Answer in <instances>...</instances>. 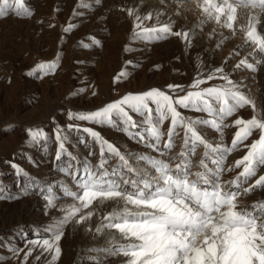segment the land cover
Returning <instances> with one entry per match:
<instances>
[{
    "label": "rangeland",
    "instance_id": "1",
    "mask_svg": "<svg viewBox=\"0 0 264 264\" xmlns=\"http://www.w3.org/2000/svg\"><path fill=\"white\" fill-rule=\"evenodd\" d=\"M25 5L31 9L30 16L0 17V196H4L0 199V264H49L52 254L31 242L48 238L46 229L62 215L61 206L72 202L63 192L76 180L62 169L75 173L85 161L97 165L100 160L99 144L81 130L83 127L98 131L122 151L152 152L119 127L72 121L69 112L95 110L127 92L166 88L170 83L187 88L198 72L206 74L223 65L264 115V63L257 64L255 72L233 70L244 57L252 63L264 60L254 46L245 43L239 31L252 11L264 22V13L259 10L238 9L237 31L232 34L214 21L200 24L201 13L193 0H25ZM128 8L142 16L152 12L153 20L147 21V26L156 22L158 14L161 23L171 20L177 29L192 30L191 43L175 36L152 41L133 39L134 18L127 14ZM68 25L74 27L66 32ZM58 54L55 70L47 75L33 72L38 63L52 61ZM121 70L128 75L115 82ZM252 114L250 108L237 113L245 118ZM186 115L202 114L189 111ZM234 118L226 123L231 124ZM72 123L78 128L67 127ZM58 126L67 137L59 160V142L55 139ZM30 127L43 128L47 138L33 141L27 133ZM234 132V127L224 130L225 142L230 143ZM205 135L219 141L215 131L206 130ZM176 144L175 151H179V138ZM244 151L241 147L231 153L226 167ZM202 152L198 149L194 160L198 161ZM238 171L225 172L223 179L231 180ZM258 175H264V169L258 170ZM49 188L58 195L55 208L45 200ZM241 202L264 203V188H255L242 196ZM113 207L111 201L95 202L89 209L96 213L90 221L68 224L60 241L62 254L54 264H123V257L102 251L111 237L94 232L102 216ZM89 226L93 231L87 230ZM29 248L33 251L25 260Z\"/></svg>",
    "mask_w": 264,
    "mask_h": 264
},
{
    "label": "snow or ice",
    "instance_id": "2",
    "mask_svg": "<svg viewBox=\"0 0 264 264\" xmlns=\"http://www.w3.org/2000/svg\"><path fill=\"white\" fill-rule=\"evenodd\" d=\"M193 3L201 13L200 24L214 21L232 34L237 31L241 7L264 13V0ZM126 11L134 18L133 39L152 41L175 36L191 43L190 29H177L171 20L161 23L158 14L156 22L147 26L146 22L153 20L152 12L142 16L133 8ZM22 13L32 14L25 0H0V17H19ZM73 27L68 25L65 31ZM239 31L244 34L245 43L264 55V22L257 12L249 14L247 23L239 25ZM93 43L99 45L100 41L93 39ZM59 60L58 54L52 61L40 62L33 72L47 75L58 67ZM260 63L264 60L252 63L244 57L233 70L246 68L255 72ZM127 75L121 70L114 81ZM217 80L220 83H211ZM245 108L252 110L250 117L237 115ZM189 111L202 115L191 117L186 115ZM261 111L221 65L206 74L198 72L187 88L170 83L166 88L127 92L95 110L69 112L72 121L119 127L152 152L122 151L98 131L83 127L81 130L99 144L100 160L97 165L85 161L75 173L62 169L76 180L74 186H65L63 192L72 202L61 206L62 215L46 229L48 238L31 243L51 253L49 264H54L62 254L60 241L66 226L90 221L96 214L89 210L95 202L111 201L114 207L102 216L94 232L111 237L109 246L102 251L123 257V264H264V203L241 202V197L255 188H264V175H258V170L264 169ZM232 117L235 118L231 124L226 123ZM67 127L76 129L78 125L72 123ZM228 127L235 128L230 143L224 140ZM206 130L218 133L219 141L206 136ZM27 133L33 141L47 138L43 128L30 127ZM254 133L256 138L248 143ZM177 138L181 140L179 151H175ZM55 139L59 142V160L67 139L63 128L57 127ZM241 147L244 154L226 167L229 155ZM200 148L202 156L196 161L194 157ZM13 167L23 171L18 165ZM234 169H239L235 177L224 180L225 172ZM45 200L55 208L58 195L49 188ZM87 230L93 231L91 226ZM32 251L28 249L25 260Z\"/></svg>",
    "mask_w": 264,
    "mask_h": 264
}]
</instances>
